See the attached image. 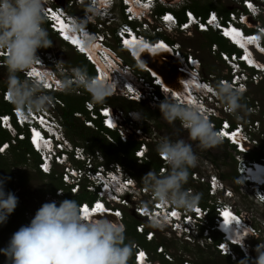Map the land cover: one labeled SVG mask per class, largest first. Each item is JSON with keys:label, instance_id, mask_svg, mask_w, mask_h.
<instances>
[{"label": "clouds", "instance_id": "1", "mask_svg": "<svg viewBox=\"0 0 264 264\" xmlns=\"http://www.w3.org/2000/svg\"><path fill=\"white\" fill-rule=\"evenodd\" d=\"M231 1L239 5L240 10L235 8V10L229 12L227 17L221 15L217 9H210L205 16L197 14L188 6V1L183 0H174L173 5L167 3L166 0H142V2H135L134 7L128 1V6L132 8V14L135 17L132 20H127V16L124 13L127 3H124V0H73V3L81 8L78 15L71 13L66 8L60 11L58 9L60 4L57 0H0V61L2 60L0 68H5L7 73V86L0 89V99L13 104L9 112L0 114V126L14 133L11 139L12 142L16 138L27 139L29 142V134L31 132L34 133V145L31 146L29 144L35 156L39 159L36 167L39 172L45 175H55L54 168L56 166L62 168L57 178L62 182L59 187L63 191L65 190V193L57 190L55 198L64 196L68 192L77 194L82 190L95 196L93 200H84L80 203L74 199H64L59 204L55 201L42 204L30 223L21 226L12 235L8 248L4 250L11 264H128L132 255V247L130 244L125 243V228L119 223L125 218L124 210L126 208H130L132 212L141 217L142 221L136 227L139 233L145 235L147 241H154L156 237L155 231L159 230L168 233L171 231L184 238L185 241L190 242V240L186 239V234L188 233L180 226V223L189 224L191 227L193 224L196 225L199 232L197 238L210 236L212 241L206 242L205 245H211L218 254L230 257L233 261L240 259L242 264H264V217L260 216L255 223L251 221V215L247 216L248 209L252 203L254 206L264 209V199H261L257 194L259 191L254 190L256 187L264 188V146L262 147L263 155L260 159H250L246 154L252 148H260L261 142L260 140L254 142L253 138L255 137L252 135L246 138L248 127L244 124V121L233 120L235 121L234 125L228 115L231 114L239 118L242 108L241 99L242 95L246 94L248 82L257 83L264 79V59L258 57V55L264 56V23L260 22L259 18L260 13L264 11V0ZM116 4L120 5L118 10L121 14V20L116 16V11L114 12ZM85 9H88L89 16L84 15ZM181 10H183V18H180L177 14ZM232 12L237 14L235 18L232 17ZM156 14L157 17L155 16ZM160 14L165 15L166 18H171V15L176 17L170 32L181 31L187 35H193L192 29H194V32L196 30L199 33L213 31L226 38L237 50L229 52L221 49L217 43H213V45H216V52L213 53L217 55L220 61L225 62L230 67L229 71L231 73H228V76L216 77L218 84L215 85L212 79L204 76L203 60L195 53L193 48H187V50H193L199 59V73L196 77L192 74L194 71L192 73L187 71V68L189 70L192 69L187 66L186 61L181 56L176 55L171 48L165 47L163 43H159L162 46L157 47H149L142 44L138 47L131 46L125 49L119 45V33L124 29L123 24L128 23L131 26L129 28L131 31L149 18L156 20V23H163L162 21L165 20L159 16ZM66 15L71 16L72 19L69 20ZM197 16H200L204 22V26L201 28L195 21ZM227 20H231L238 25V36L230 33V37H225L219 32L218 27L220 24L226 23ZM67 21L73 22L72 25L74 26V31H76L75 35L79 39L83 34V40H80L93 44V50H97V45L91 39H88L90 30L98 22H103L108 30L113 26L112 33L111 30L109 31L111 38H114L117 43L115 47L121 50L129 61L136 58L141 61L138 58V52L135 53L133 48L135 47V50H138L146 47V49L151 50L158 48L167 49L184 62L186 68H181V70L189 74L194 79L193 82L187 83L186 93L180 94L175 89H168L169 95L165 94L167 88L163 82L165 98L159 103L158 107L161 117L174 129L177 126V122H179V130L187 132V139L180 137L178 134L176 139L171 136H164L159 139V137L155 136L158 132H154L153 137L150 135L151 130H147L144 127L142 111L138 108H125L126 110L139 112L131 113V115L134 119L142 121L140 125L144 128L145 135L151 138L146 141V146L143 147L145 157L141 159L135 153L141 144V140L136 139L139 145L134 150L135 157L139 162L147 160L149 144L157 142L156 152L158 156L160 155L164 159L159 156L162 160L160 167L165 164L167 166L166 171L160 172V168L158 172L150 170L142 177L143 183L128 171L129 176L127 178L125 174H120L119 177L115 178L114 182L118 184V188L111 187L114 184L108 186V182L96 177L98 175L96 174L95 166L87 167L85 165L84 156L75 157L77 145L82 146L81 153L83 154L93 153L98 149L91 151L89 146L86 149L84 139L78 142L69 138L68 125L63 109L61 115L51 113L48 110L47 113H44L49 121L51 116L56 117L53 124L43 119L42 123H40L39 119L34 118L32 115L31 118H34L33 122L27 121L30 117L28 114L29 110L32 113L33 111L41 112L50 105L52 102L50 95H58L63 99L62 94H67L76 89L87 92L97 104L104 103L108 97H121L129 101L142 103L136 99H128L124 96H111L112 81L107 79L108 77L105 74L98 78L90 75L86 67L70 66L68 64L67 66L53 50H45L38 53L39 49L48 48L52 45L46 25L48 30L62 44L72 48L78 56L85 59L83 53L88 51L79 50L90 49H82L81 46L77 47L78 43L73 45L69 39L61 37L58 33L59 28H61L60 22L66 24ZM185 22L188 25L185 28L180 27ZM251 22H254L252 23L253 26L249 25ZM249 27H252L253 30L248 31L247 28ZM180 47L182 49L181 44ZM49 53H53L57 60L51 59ZM86 61L90 64L88 60ZM61 63L67 68L64 73L59 68ZM47 67L53 69L57 76H63L59 79L55 89L53 87L56 84L54 81L55 76L48 71ZM33 70L40 72L44 78L41 79L33 75ZM67 75H71V77ZM255 77L258 78L255 79ZM202 78L211 80L213 86L202 87L196 85L199 82L198 79ZM223 79L227 81L222 82ZM189 88L190 90L194 89L193 91L196 93L203 94L205 104L199 103V98L188 102L190 97ZM6 89L8 97L4 94ZM171 91L177 92L185 101L175 99L171 96ZM75 96L83 98V101L86 98L84 95ZM108 105L112 106L113 104L108 103ZM210 106H214L217 112L210 111ZM13 108L20 109L19 116L21 121L18 120V115L12 111ZM21 111L27 113L21 115ZM259 113L261 117H264V109H260ZM23 116L24 120L22 119ZM3 118H5L6 123L8 122L6 125L2 123ZM78 119L80 120V118ZM81 122L83 123L82 120ZM250 123L253 125V129L249 130L251 134L252 131L255 132V126L259 127L260 125L254 126L253 121H249ZM83 125L93 130L92 127L86 126L84 123ZM30 126L33 127V130H31ZM106 130L110 133H115L111 129ZM35 132L39 136L49 137L50 139L40 143L37 140L39 136H36ZM236 132L238 133V139L234 140L230 135H236ZM11 140L0 143V154H6L5 152L9 150L12 143ZM225 140L235 146V154L239 153L241 156L249 158L248 160L254 162L258 168L249 175L243 174V176H240V163H238L239 160L234 155L236 175L233 179V186L228 185L223 179L224 183L232 187L235 193L239 190L237 178L240 176L247 193L240 200H237L233 195L225 194L220 202L221 207L217 210L215 202H217L218 197L213 200V203L210 202L208 206H204L198 202L199 194L192 193L190 192L191 190L188 191L185 185L189 180L190 169L195 168L199 162V157L192 142L201 151H206L220 145ZM106 141L110 143L108 140ZM58 143H63L64 145L59 146L57 145ZM62 152L67 155L61 156ZM101 152L103 153V151ZM57 154H59L60 160L56 159ZM105 158V168L110 167L109 169L116 171L114 165L109 166L108 164L113 159H108L106 156ZM41 160L46 161L49 170L42 171L39 168L38 164ZM113 161L122 164L119 161ZM204 161L210 168L206 176L211 178L214 175L213 172H215L214 168L209 166V161L211 160L206 158ZM66 164H73L76 167L85 165L81 180L68 181L63 179L62 172ZM101 170L103 174L106 173L104 168H101ZM218 176L222 179L221 175L218 174ZM71 177L75 179L76 175L71 174ZM190 178L194 182H201L207 185V191L210 196L209 201H211V198H215L209 193V181H201L198 177L193 176H190ZM76 184L77 190L72 191L71 187ZM88 186L90 189L87 188ZM216 188L222 193L225 190L224 186ZM98 191H100L99 194ZM236 201L241 203L242 206L245 205L244 211L237 206ZM17 202L18 198L15 195L12 193L6 194L3 187L0 186V223L4 222L7 215L14 211ZM246 204H249V207H246ZM97 206H101L100 211H97ZM85 209H87L89 214L84 213ZM212 209L214 214L211 220L209 214ZM226 212L230 213L227 217L224 215ZM188 215L194 217V223H190L191 220H185ZM106 216L110 217L111 220ZM228 225L234 226L239 230V234L235 236L237 237L236 239L230 237L225 230ZM251 227H254L257 233H254ZM205 230H208L206 235H204ZM214 234L218 236L217 240L213 238ZM256 239L262 243L257 246V249L253 246L256 243ZM220 244L223 245V248L229 246L228 251H220L218 248ZM159 245V254L157 252L156 254L161 264H163L161 262L162 259L166 262L165 264H183L185 260H190L193 264H196L188 257L181 258L180 262H177L173 258V253L163 247L164 244ZM134 248V262L132 264H152L151 255L153 256V254L140 245H134ZM250 251L255 254L257 252L258 255L256 254L257 257L255 259H251ZM233 254H235L234 257Z\"/></svg>", "mask_w": 264, "mask_h": 264}, {"label": "built area", "instance_id": "2", "mask_svg": "<svg viewBox=\"0 0 264 264\" xmlns=\"http://www.w3.org/2000/svg\"><path fill=\"white\" fill-rule=\"evenodd\" d=\"M72 4L73 3V0ZM92 1H96V0H92ZM149 1V0H147ZM163 1V0H161ZM135 2H142V0H136ZM167 3H169L170 5H173V1L171 0H166ZM124 3H127L125 6V15L127 16V20H132L134 19V15L132 14V8L128 6V0H124ZM147 4V3H146ZM58 9L60 11L65 10V7L60 5L58 7ZM188 12V11H187ZM189 14V12H188ZM85 16H89V11L88 9H85L84 12ZM146 15V14H145ZM167 15V14H166ZM232 17H236L237 14L235 12L231 13ZM147 16V15H146ZM157 17V14L155 15ZM160 17H162L165 21L158 22L156 23V20L154 19H147L144 20L143 23L140 25H138L136 27L135 30H131L130 31V25L127 24H123L124 29H122V32L119 33V45L122 48H130L131 46H135L138 47L142 44H140L141 42L145 43L143 44L144 46H148L149 47H157L159 45V43H163L165 45V47H169L172 49V51L178 55L181 56V58L186 61L187 66L190 67L192 70H189L187 68V71H189L190 73H192V71H194L193 76L196 77L199 73V59L196 57V55L194 54L193 50H182L180 47V43L177 40L173 39V32H170L172 29L173 24L176 21V17L171 15V18L168 17V19H166L165 15L160 14ZM66 17L71 20V16L66 15ZM82 20H84L82 18ZM169 20V21H167ZM196 23L197 25L201 28L204 26V22L201 20L200 16H197L196 18ZM68 25H72L73 22H69L67 21ZM188 24L182 23L180 25V27L185 28ZM57 28V27H55ZM219 32L225 36V37H230V33H233L235 35H239V27L238 25H236L233 21L231 20H227L226 23L220 24V26L218 27ZM89 30V29H86ZM76 31H74L75 34ZM58 33L61 37H64L65 39H69V41L72 43V39L71 38H67L66 36V32L61 28H59ZM78 37V36H77ZM83 38V34L81 36L80 39ZM79 39V37H78ZM88 39H91V41H93L94 44L97 45V50H95L94 55H92L89 52H85L84 57L86 60H88L90 62V64L88 65L90 68V72H88L90 75L93 76H97L98 78H101L102 75H106L110 81H112V93L111 96H124L128 99H136L139 102L145 103L148 106H150L153 109L159 108L158 105L159 103L164 100L165 95H164V85H163V81L162 78L158 75V73L152 69H150L145 63L139 61L137 58L136 59H131V61L127 60V58L125 57L124 53L121 52V50H118L114 45H112L110 43V39H111V33L110 31L105 27L103 22H98L97 25L95 24V26H93L90 30V37H88ZM83 40V39H82ZM87 41V40H86ZM77 44V43H76ZM73 44V45H76ZM77 47H79L80 45L77 44ZM216 45H213V52H216L215 50ZM79 51H84V50H79ZM223 56L224 53L221 52ZM49 55L51 56V59H54L55 61L57 60V58L55 57V55L53 53H49ZM40 57V56H39ZM0 65H2V60L0 61ZM48 71L50 73H52L55 76V82L56 84L53 86L54 89L57 88L56 85L59 81L60 76H57L56 72L53 71V69H50V67H47ZM61 71L64 73L67 71V68L63 65V63L60 64ZM198 69V70H197ZM68 77H71V75H67ZM258 77H255V79H257ZM199 82L196 83V85H200V86H207V85H212L211 80L209 81L208 79H198ZM226 79H223L222 82H226ZM224 84V83H223ZM194 89L190 90L189 88V92H190V97L188 98V102H192L194 100H196L197 98H199V103L205 104L204 102V96L203 94H199L198 92H194ZM74 95H78V96H86V98L83 101V110H76L73 112L74 116L77 118H80V120L83 121V123L86 126H90L92 127V129L94 131H98L101 133L102 136L105 135V140H108L110 143L114 144V145H118V138L123 141V142H127L128 140H130L131 138L137 137L135 139L137 140H141V144L139 146V148H137V150L135 151L136 156L138 158H143L145 157V152L143 151V147L146 146V141L150 140V136L145 135L144 132V128L140 125V123L142 124L141 120L138 119H134L133 116L131 115V113H139L135 110H126L124 107H121L119 105L116 106H109L108 103L104 102L102 104H97L95 103L91 97L89 96V94L81 89H76L72 92ZM4 94L6 97H8L7 94V89L4 90ZM48 94V93H47ZM50 95V94H48ZM52 97V102L50 103V105L41 112H34L32 113L31 110L28 111L29 114V118L27 119V121L29 122H33L34 118L39 119L40 123H42V119L44 121H48L50 123H54V119H56V117L51 116L50 121L47 120V115H45L44 113H47V110L50 111L51 113L54 114H58V109H63L66 107V102L65 100H63L60 96L58 95H50ZM171 96H173L175 99H179L182 101H185L180 95H178L177 92L175 91H171ZM210 111H213L214 113H216L217 109L214 106H210ZM19 110L18 108H13L12 111L18 115V120L21 121V118L19 116ZM23 115L24 113L27 112H23L21 111ZM31 115L34 116V118H31ZM61 115V114H60ZM22 119L24 120V116L22 117ZM2 123L3 125H6V120L5 118L2 119ZM213 123V122H212ZM31 127V130H33V127ZM249 127L251 129H253V125L252 123L249 124ZM106 129H111L113 131H115V134L110 133L108 130ZM250 129V130H251ZM217 132L219 133V135L221 136L220 132L217 130ZM33 136L34 133L31 132L29 134V143L31 144V146L34 145V140H33ZM250 131H248L247 128V133H246V138L250 137ZM48 139H50L49 137H45V136H39L37 138L38 142L41 143L44 141H47ZM66 141V140H65ZM254 142H257L255 138H253ZM67 142V141H66ZM86 142V141H85ZM87 144H84V146L87 149L88 144L90 143L89 140H87ZM57 145H64L63 143H58ZM245 147L246 145L243 144ZM82 146L77 145L76 147V153H75V157L80 158L81 156L85 157V165L87 167H94L96 168V174L98 176V179L108 182V186H111V184H114L111 187H116L118 188V184L115 183V178L119 177L120 174H125L126 178L129 176V172L128 169L125 168L122 164H119L115 161H110L108 164L109 166H113L116 169V171L109 169V168H105V156L104 154L101 152V150H95L93 153L92 152H88L86 154L81 153L82 151ZM81 153V154H80ZM67 154L65 152L61 153V156H66ZM236 158H238L240 163L239 167H240V176H243V174H247L249 175L251 172H255L258 168V166L254 163L251 162V160L249 161L247 157H243V155L241 156V154L236 153ZM160 156V155H159ZM43 157V156H42ZM147 158V157H146ZM161 159H163L160 156ZM56 159L60 160V156L59 154L56 155ZM164 160V159H163ZM165 163V162H164ZM74 166L73 164H66L64 166V171L62 172V177L64 180H73V181H79L81 180L82 175L84 174V166ZM209 165L211 167L214 168V175L210 177H204V176H200L198 177V172L194 171L193 172V177H198L200 178L201 181H209V193L211 194V196L213 197H218L217 202H215L216 204V209L219 210L220 209V202L222 201V197L226 194L228 195H233L236 197V199L240 200L244 198V195L247 193L245 186L243 185V180L241 179V177L239 176V178H237V182L239 183V190L237 192L234 193V190L232 187L227 186L224 183V180L221 179V177L218 176L219 174V169L217 168V166L215 165V163L213 161H209ZM39 168L42 171H47L49 170V168L47 167L46 161L45 160H41V162H39L38 164ZM101 168H104L106 173L103 174V171L101 170ZM216 168V169H215ZM167 170V166L165 164H163L160 167V172H164ZM56 173V172H55ZM91 173V172H90ZM60 174V172H59ZM71 174H75L76 178L74 179V177H71ZM92 175V173H91ZM89 176V175H88ZM90 177V176H89ZM210 178V179H209ZM125 182H127L125 180ZM218 186H224V191L223 193L220 192L218 190ZM72 188V191L77 190V184L74 185ZM88 189H90V187H87ZM255 191H259L257 194L260 196L261 199H264V188L260 187V188H255ZM59 192H63L62 188L58 189ZM100 193V191H98V194ZM248 196H251L249 194H247ZM99 200V199H98ZM97 200V201H98ZM213 203V201L211 202ZM253 203L250 204H246V207H249V210L254 211V207H253ZM244 206L240 207V209L242 211H244ZM251 215V213H250ZM185 220H191L190 223H194L195 219L194 217H192L191 215H188L185 217ZM217 220H219V218H217ZM177 223V222H176ZM180 226H182V228L188 233L186 234V239L191 240V241H195L197 239V236L199 235V232L196 228V225L192 224V227L189 226V224H182L180 223ZM218 227V225H217ZM215 226V228H217ZM251 230L254 233H257L254 227H251ZM206 233H208V230L204 231V235H206ZM197 234V236L195 235ZM201 241L199 243L201 244H205L208 241H212L210 236H206V237H201L200 238ZM262 244L260 241H258V243H254V247L257 249V246ZM248 245V244H247ZM218 248L220 249V251L225 252L228 251L229 246H226L225 248H223V245L220 244L218 245ZM168 255V254H166ZM250 255L251 259H255L257 257V255L255 253H252V251H250ZM235 256V254H233V257ZM183 264H193L190 260H185Z\"/></svg>", "mask_w": 264, "mask_h": 264}, {"label": "rangeland", "instance_id": "3", "mask_svg": "<svg viewBox=\"0 0 264 264\" xmlns=\"http://www.w3.org/2000/svg\"><path fill=\"white\" fill-rule=\"evenodd\" d=\"M174 1V0H171ZM182 1V0H180ZM188 1V5L190 6L193 3H198L201 6L206 5L207 3H212L220 8L223 9H229L233 10V8H236L237 10H240L239 5L234 3L231 0H183ZM57 2L64 6L68 11L74 14H79L80 6L77 4H72L71 0H57ZM261 4V3H260ZM120 5L116 4V7L114 8V12L116 11V16L121 20V14L118 10V7ZM261 6V5H260ZM262 8V7H261ZM260 22L264 20V11L263 13H260ZM251 22L249 25L253 26ZM48 33L49 38L52 41V45L48 48H41L38 50V53L45 51V50H53L55 53H57L61 59L65 62L67 65H77L74 64V60H78V55L74 52V50L68 46H65L62 44L58 38L52 34L47 26L45 25ZM111 33L113 30V26L110 27ZM192 29L193 35H187L184 32L177 31L173 33V39L179 41V43L182 46V49L187 50V48H193L195 50V53L199 55L203 60V74L205 77L212 79L213 83L215 85L218 84V80L216 77H220L223 75L228 76V73H231L229 71V66L223 61H220L217 55L213 53V43H210V38L208 35L204 33H199L195 30V32ZM110 43L114 46L117 45L114 38L110 39ZM260 59H264V56L258 55ZM67 65V66H68ZM6 69L0 68V89L3 88L2 86L6 83ZM248 89L246 91L245 95H242L241 104L242 108L239 113V118H236L235 116L229 115V118L232 120H238V121H244V124L247 125L248 131L251 129L249 127V121H253L254 126L260 125L259 127L255 126V132H251V135L255 137L256 141L264 142V117L260 116V109H264V79L258 81L257 83H254L253 81H249ZM53 95V94H52ZM65 100L67 102H72L75 105H79L80 98L76 97L72 93H67L66 96H64ZM152 110V109H151ZM62 109H58V114H61ZM156 112V113H155ZM157 118V124L161 125V132H158L155 134L156 137H159V139L163 138V136H171L173 139L177 138V134L180 137H183L187 139V132L179 130V122H177V126L174 129L172 126H170L164 119L161 117L159 108H156L155 111H150L149 114H147V117L144 118V124L149 125L151 132L150 135L154 137V132H157L156 128L152 124L153 121H155ZM81 122V120L79 121ZM152 125V126H150ZM93 133L95 131L91 130ZM251 131V130H250ZM11 133V137H13V132ZM69 133V132H68ZM161 134V135H160ZM163 135V136H162ZM102 137V135H100ZM72 137V138H71ZM105 137V135L103 136ZM70 139L73 141L81 142L83 139H80L77 136H69ZM106 138V137H105ZM134 138H131L130 140H136ZM89 138L84 139V143L87 144V140ZM86 141V142H85ZM90 141V140H89ZM129 141V140H128ZM12 142V140H11ZM193 143L194 149L199 157L198 165L190 169L192 170L191 175L193 176V172H198V177L204 176L206 177L207 171L210 169L208 165L205 163V159L209 158L211 161L215 163L217 168L219 169V175L222 176V179L225 180V182L233 186V179L235 178L236 172H235V151L231 147H228L224 142H222L220 145L210 148L206 151H201L198 147H196L195 143ZM91 142L88 144L90 147ZM6 154L2 155L3 159H0V179L4 181V191L8 190V187L13 188V195H15L18 198V202L26 207L25 218L27 220V223H30L31 219L34 217L36 211L42 206V204L46 202H52L55 201L57 204L61 201V197L55 198L57 194V190L60 187H56L53 191L55 183L58 182L57 175L61 171V167L56 166L55 169V175L52 176H46L41 178L38 175V169L35 167V164L33 163V158L28 157L26 164H19V165H11L13 160V154L11 153V150H7L5 152ZM208 163V162H207ZM11 166L10 168H8ZM210 166V165H209ZM211 167V166H210ZM216 169V168H215ZM10 174H13L11 177ZM53 175V174H52ZM188 180V188L187 190L192 193H198L199 194V200L198 201H204L203 195L206 194L207 185L204 183L196 184L195 182H192ZM192 178V177H191ZM200 179V178H199ZM195 185V186H194ZM54 187V188H55ZM65 193V190L63 191ZM146 196V195H145ZM214 199H217V196L215 198H208V203L212 202ZM238 200V199H237ZM233 201V200H232ZM234 202V201H233ZM237 206L241 207L242 204L236 201ZM245 206V205H243ZM242 206V207H243ZM254 211L249 210L251 213V221L257 222L258 218L264 217V209L259 206H253ZM125 218L120 221L124 228H125V237L127 240H131L133 237L130 233H126L128 230L129 223L133 222L134 220H141V217L137 216L136 213L132 212L130 208H126L125 210ZM248 212L247 216H250V213ZM108 219L110 217L106 216ZM254 217V218H253ZM111 220V219H110ZM136 230L138 231L137 227ZM169 231V230H167ZM139 232V231H138ZM156 237L154 239V243L158 242H164L163 247L169 251L170 253H173V258L177 260V262H180L181 258L188 257L192 259L196 264H204V261L206 259L212 260L210 262H215V264H242V260L233 261L231 258H218V254L215 251L211 245H205L199 243L201 241L200 237H198L195 242L190 240V243L185 241L184 238H181L179 235L173 233L170 231L163 232V231H155ZM197 236V234H195ZM180 237V238H178ZM10 241V240H9ZM9 241H6L4 243H0V254H3L0 260V264H11V261L9 260L8 256L5 254V251L8 248ZM256 243H258V239L255 240ZM193 243V244H192ZM159 244V243H158ZM156 244V252L159 254L158 247L160 245ZM198 244V245H197ZM257 254V252H256ZM158 255H151V261L152 264H161L158 260ZM209 262V263H210ZM248 263V262H247ZM213 264V263H210Z\"/></svg>", "mask_w": 264, "mask_h": 264}, {"label": "trees", "instance_id": "4", "mask_svg": "<svg viewBox=\"0 0 264 264\" xmlns=\"http://www.w3.org/2000/svg\"><path fill=\"white\" fill-rule=\"evenodd\" d=\"M189 7L193 11H195L197 14H200L203 16H205L210 9H217L218 12L225 17H227L229 12L231 11L229 9L220 8L219 6L212 4L211 2L207 3L204 6H201L198 3H193ZM233 10H235V8H233ZM177 14L179 15L180 18H183V10L178 11ZM262 23H264V20L262 21ZM247 30L252 31L253 28L249 27V28H247ZM201 33L208 35V37L210 38V40H209L210 43H217L218 46L223 50H227L229 52H233V51L237 50L233 44H231L226 38H223L221 35H219L216 32L208 31V32H201ZM73 63L77 64V66H79V67L80 66L86 67L87 71L90 72V68L88 66L89 63L83 57L78 56V60L75 59ZM6 86H7V84H4L2 87L5 88ZM243 95H245V94H243ZM64 96H66V94H62L63 99H65ZM82 101H83V98H80V102H79L80 104L79 105H75L72 102L66 101V107L63 108V114L65 116V119H66V122L68 125L67 127H68V132H69L68 135L69 136H73V137L77 136L80 139H86V138L90 137L89 140L91 142V144H90V150L91 151H93L95 149L101 150V151H103L104 155L108 159H113V160L119 161L128 169V171L133 176L138 178L141 181V183H143L142 177L146 173H148L150 170L156 171V172L159 171L162 160L159 158L158 153L156 152L157 142L149 144L148 159L143 161V162H139L134 155V150L139 145L138 141L129 140L127 142H121L120 139H118V141H119L118 146L115 147L113 144L108 143L103 136L101 137L100 136L101 134L98 131L93 133L89 128H86L82 122H79L80 120L74 116L73 112L76 110H83ZM105 102L111 103L113 105H119L121 107L128 108V109L138 108L142 111L144 118L147 117V114H149L150 111H152L150 106H148L147 104L129 101V100L123 99L121 97H113V98L108 97ZM12 106H13L12 103H8V102H5V101L0 99V114L5 113V112H9L11 110ZM153 111H155V110H153ZM232 123L235 125V121L232 120ZM152 124L156 128L157 132H161L160 130L162 128H161L160 124H157V118L155 121L152 122ZM150 126H152V125H150ZM144 127L147 130H151L149 125H147V124H145ZM112 134H115V133L112 132ZM11 136L12 135L8 129H3L0 126V143L4 142V141H10L12 139ZM224 143L228 147H230V148L232 147L233 149H235V146L228 143L227 140H225ZM263 146H264V142H261L260 148H258V149L252 148L249 151V153H247L246 155L250 159H260V157L263 155V151H262ZM9 150H11V153L13 154V160H12L13 162L11 165L26 164L28 157H32L33 163L35 164V167H37V161L39 159L37 156H35V153L31 149L30 144L27 141V139H17L16 138V140L11 143ZM29 155H33V156H29ZM0 159H3L1 154H0ZM10 167L11 166H9L8 168H10ZM191 172H192V170H190V175H191ZM38 175L41 178L46 177V176H52V177L54 176V174L53 175H45L39 171H38ZM10 176L12 177L13 174H10ZM190 180L192 182H194L191 178H190ZM3 183H4V181L0 179V186L4 187ZM195 183L201 184L199 182H195ZM55 184L56 185H54V187L55 186L59 187L62 184V182L58 180V182H56ZM188 185H189L188 183L185 185L186 189L189 187ZM54 187H53V191H54V189H56V187L55 188ZM7 189L8 190L4 191L6 194L7 193L13 194V188L12 187H8ZM94 197L95 196L92 193H88L87 191L82 190L81 192H79L77 194H72L69 192L66 193L64 196L61 197V201L64 199H74L78 203H80L81 201H84V200H93ZM202 197H203L204 201H198V202L204 206H208V198H210V196L208 194L207 189H206V194L203 195ZM25 212H26V207L21 205L19 202H17V206L15 207L14 211L7 215V218L4 222L0 223V243H4L6 241H9L11 239L12 235L16 231H18L21 226L29 224V223H27V220L25 218V214H24ZM213 214H214V211L212 209L210 214H209V217L211 220L213 219V217H212ZM138 223H141V220L137 219V220H134L133 222L129 223L128 230L126 231V233L127 232L130 233L131 236L133 237L131 240H127V239L125 240V243L130 244L132 247V255L129 258L128 264H132L134 262L133 261V252L135 249L134 245L143 246L151 254L157 255L156 254V246H157L156 244H158V243L164 244V242L154 243V241H147L145 238V235L143 233H139L136 230V225ZM213 238L215 240H217L218 236H216V234H214ZM188 243H190V242H188ZM2 256H3V254H0V260H1ZM217 257L220 259L228 258L227 256L221 255V254H218ZM212 260L206 259L204 261V264H210V263L215 264V262H214L215 260L213 262H210ZM161 262L163 264L166 263L163 259L161 260Z\"/></svg>", "mask_w": 264, "mask_h": 264}, {"label": "water", "instance_id": "5", "mask_svg": "<svg viewBox=\"0 0 264 264\" xmlns=\"http://www.w3.org/2000/svg\"><path fill=\"white\" fill-rule=\"evenodd\" d=\"M148 50L147 54H138V58L162 77L167 88L165 94L169 95L168 89H175L180 94L186 93L187 83H192L194 79L181 70L186 68L184 62L167 49H156L154 53Z\"/></svg>", "mask_w": 264, "mask_h": 264}, {"label": "bare ground", "instance_id": "6", "mask_svg": "<svg viewBox=\"0 0 264 264\" xmlns=\"http://www.w3.org/2000/svg\"><path fill=\"white\" fill-rule=\"evenodd\" d=\"M131 4H132V6L134 7V3H135V1L136 0H128ZM60 26H61V28L66 32V36L67 37H70L72 40H76L77 42H78V44L81 46V48L82 49H90V50H84V52L85 51H88L89 53H91L92 55H94V53H95V50H93V48H94V46H93V44L91 43V42H84V41H82V40H80V39H78V37L74 34V26L73 25H68V24H65V23H63V22H60ZM141 44H145V43H143V42H141ZM149 46V45H148ZM158 46H162V45H158ZM133 48V47H132ZM92 49V50H91ZM159 49V48H158ZM133 50L135 51V53H137L138 51V53H137V55L139 54H141V53H144V54H147V51H150V50H146V47L145 48H140V49H138V50H135V47L133 48ZM160 50V49H159ZM157 51V50H156ZM156 51H153V50H151V52H156ZM251 55H253V54H251ZM36 133V132H35ZM36 136H39V134L38 133H36L35 134ZM231 136V138L232 139H234V140H236V139H238V133L236 132V135H230ZM259 168H263V167H259ZM226 231H227V233H228V235L230 236V237H232V238H237V237H235V236H237L238 234H239V230H237L234 226H229L228 225V227L225 229Z\"/></svg>", "mask_w": 264, "mask_h": 264}, {"label": "snow or ice", "instance_id": "7", "mask_svg": "<svg viewBox=\"0 0 264 264\" xmlns=\"http://www.w3.org/2000/svg\"><path fill=\"white\" fill-rule=\"evenodd\" d=\"M166 19H168V18H166ZM72 43H73V44H76V43H78V42H77L76 40H73ZM32 74L35 75V76H37V77H39V78H41V79L44 78V77L41 76V73L38 72V71L33 70ZM46 86H47V85H46ZM100 210H101V206H97V211H100ZM84 213H85V214H89L88 211H87V209L84 210ZM173 215H175V213H173ZM224 215L227 217V216L230 215V213H227V212H226V213H224Z\"/></svg>", "mask_w": 264, "mask_h": 264}]
</instances>
